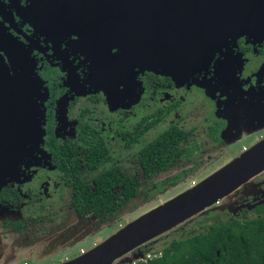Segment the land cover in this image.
Returning a JSON list of instances; mask_svg holds the SVG:
<instances>
[{
	"label": "flooded vegetation",
	"instance_id": "1",
	"mask_svg": "<svg viewBox=\"0 0 264 264\" xmlns=\"http://www.w3.org/2000/svg\"><path fill=\"white\" fill-rule=\"evenodd\" d=\"M107 2L0 0V48H14L9 54L17 73L28 67L30 75L33 71L38 76L42 95L39 87L30 93L44 105L39 150L28 153L18 174L0 188V264H27L18 259L66 246L64 241L80 231L82 223H108L144 198L152 188L140 187L128 161L133 159L150 180L176 159H198L204 146L223 154L231 147L221 136L228 134L229 141L237 142L250 136H234L243 128L264 124V36L226 39L204 70L169 74L155 63L161 51L155 26L154 33L147 34L143 31L152 30L149 25L102 24ZM138 38L149 46L139 50ZM0 55L7 63L1 50ZM17 124L19 135H26L23 120ZM189 172L162 184L174 185ZM101 179L111 195L107 209L79 213L74 194H96ZM66 191L72 217L61 212V219L37 232L33 226L42 219L28 218L33 208L43 201L46 207L61 203ZM129 193L133 195L127 197ZM212 207L210 217L205 211L204 217L189 219L197 220V228L188 238L210 226L239 235L254 221H264V171ZM72 220L75 225L65 228ZM208 221L214 222L202 231Z\"/></svg>",
	"mask_w": 264,
	"mask_h": 264
},
{
	"label": "water",
	"instance_id": "2",
	"mask_svg": "<svg viewBox=\"0 0 264 264\" xmlns=\"http://www.w3.org/2000/svg\"><path fill=\"white\" fill-rule=\"evenodd\" d=\"M102 24L149 25L147 34L160 33L159 60L155 63L169 74L178 70H204L213 54L230 37L264 36V0H108ZM141 33V31H135ZM233 38V39H235ZM137 48L142 50V39ZM153 39L151 40L152 45ZM0 55V187L28 153L40 143L38 104L30 90L37 87L28 67L21 73L11 60L14 48L2 46ZM151 61L153 62V58ZM26 66V65H25ZM23 120L26 135H19L17 122ZM23 137L33 148H25ZM25 140V139H24ZM21 145H24L23 150ZM26 149V150H25ZM21 150V151H20ZM32 150V151H31ZM264 171V138L197 185L188 188L124 225L89 251L61 264H112L188 219L211 211L219 200ZM217 255V253H216ZM264 264V262L262 263Z\"/></svg>",
	"mask_w": 264,
	"mask_h": 264
},
{
	"label": "rangeland",
	"instance_id": "3",
	"mask_svg": "<svg viewBox=\"0 0 264 264\" xmlns=\"http://www.w3.org/2000/svg\"><path fill=\"white\" fill-rule=\"evenodd\" d=\"M233 38L230 37L228 39L234 40ZM32 78L35 79L34 81L35 85L40 88L38 93L42 95L41 80H39L38 76L33 71H32ZM36 104H38V111L40 112L39 116L37 117L39 120V126H40L39 129L41 131L40 143L37 146H35V148H33L32 146H29L26 143L27 137H23L25 148L26 147L27 149L33 148V152L39 150V147L43 140V128H42L43 117H44L43 99L41 98L38 101L36 100ZM258 110H261V108H258ZM233 114L235 115L236 113ZM112 118L108 119L107 121V123L110 124V128L112 127V124H114V119ZM161 131L162 130L160 129L159 132ZM242 132H244V135L246 136L250 135V136L244 138L243 140L240 139L237 142H234V140L229 141L231 137L228 134L220 137L223 143H225L226 147L228 145H230L231 147V149L229 150H224L223 154L217 155L214 152L215 150H211V148H207L206 146H204L203 147L204 150L202 151L203 155L198 156L199 157L198 159H192L189 162H180L179 159H176L175 162L171 164V167L169 169H167L164 173L156 175L150 180H145L143 178V174L139 170H137V165L135 161H132L133 159L132 160L130 159L131 161H128L129 162L128 164H130L129 168L130 171L133 172V174H131L130 172L129 173L136 180H138L140 187L142 189L152 188L148 193H145L144 198H141L140 200L136 201L134 204L130 205L128 208H125L118 216L114 217L108 223H102V224H97L94 222H91V224L82 223L83 226L81 230L73 234L71 238H69L68 240L64 241L65 244L64 243L63 244L66 246L61 245L58 249H55L46 255L37 254L34 252L33 255H35L36 257L24 256L18 260L25 261L27 264H61L70 261L75 257H78L79 255L89 251L94 246H96L100 242L110 237L113 233H115L118 229H120L124 225L135 220L136 218L152 210L158 205L168 201L174 196L180 194L183 190L192 187L195 183L199 182L200 180H203L213 172L217 171L223 165H226L227 163L232 161L235 158L234 156L235 153L239 152L240 149L243 150L246 148L247 150L252 145H254V143L264 138V124L252 130H247L243 128L241 132H238L234 136H239ZM259 135L260 138L257 141L254 140ZM148 138L151 139L153 138V136L145 137V140H148ZM22 147L24 148V145H21V149L23 150ZM233 156L234 158H232ZM185 170H188V172L190 171L189 174L181 177L179 180H177V182H175L174 185L170 186L168 185L169 183H167V185L162 184L163 181L169 182V180L172 177L178 176L180 172ZM60 196L62 197V199H60L61 203L56 202V204H52L51 206L49 205L48 207H46L45 201H43L41 207L33 208L34 211L31 215H29L30 217L28 218H31L33 220L42 219L41 220L42 223L35 224L33 226L37 232L40 231L42 232V230L46 228L47 225L49 228L51 224L55 222V220H58V218L61 219L62 216L60 217V214H63L61 212H64L69 216H71V214L68 213L69 210L67 206L69 193L66 191L64 192L63 195ZM211 208L212 209L210 210L212 211L215 209V207H211ZM203 213L197 216L204 217L202 216ZM211 213L213 212L209 211V213L205 217L206 218L210 217L212 215ZM188 220L180 224L179 226L175 227L174 229L170 230L168 233L161 235L160 237L146 244L141 245L142 247L139 246L140 248L139 247L136 248L132 252H129L130 254L129 253L126 254L121 259L114 261L112 264H142L145 263L147 260L153 258H159L163 254L164 251L163 249L164 247L167 246L169 241L172 240L177 241L182 238H188L187 233L197 228V223H196L197 220L193 223L191 222V220L189 221ZM212 222L214 221L205 222L203 224L202 231H204L207 228L208 223H212ZM64 224L66 225L65 228H67V226L69 228L75 225L73 223V220L71 221L70 224H68V222ZM58 227L61 228V225ZM58 227L56 229H58ZM46 234H49V230H46ZM69 240L72 241L75 240V241L72 242Z\"/></svg>",
	"mask_w": 264,
	"mask_h": 264
},
{
	"label": "trees",
	"instance_id": "4",
	"mask_svg": "<svg viewBox=\"0 0 264 264\" xmlns=\"http://www.w3.org/2000/svg\"><path fill=\"white\" fill-rule=\"evenodd\" d=\"M105 183V179L100 180L101 187L96 194H74V205L79 213L107 209L111 195L104 187ZM132 195L129 193L127 197ZM163 250L159 258L142 264H261L264 259V221H254L239 235L221 226H210L200 236L170 241Z\"/></svg>",
	"mask_w": 264,
	"mask_h": 264
},
{
	"label": "built area",
	"instance_id": "5",
	"mask_svg": "<svg viewBox=\"0 0 264 264\" xmlns=\"http://www.w3.org/2000/svg\"><path fill=\"white\" fill-rule=\"evenodd\" d=\"M217 204V202L215 203V205Z\"/></svg>",
	"mask_w": 264,
	"mask_h": 264
}]
</instances>
